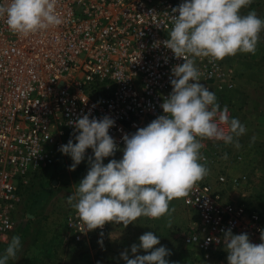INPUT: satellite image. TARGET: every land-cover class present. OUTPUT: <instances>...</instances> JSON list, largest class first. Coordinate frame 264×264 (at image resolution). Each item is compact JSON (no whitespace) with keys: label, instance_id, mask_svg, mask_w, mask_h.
I'll list each match as a JSON object with an SVG mask.
<instances>
[{"label":"built area","instance_id":"built-area-1","mask_svg":"<svg viewBox=\"0 0 264 264\" xmlns=\"http://www.w3.org/2000/svg\"><path fill=\"white\" fill-rule=\"evenodd\" d=\"M182 2L57 0L63 23L28 36L14 34L0 18V243H8L16 228L21 189L41 171L56 164L67 169L72 165L71 157L59 151L70 139L75 142L69 121L84 114L115 121L109 134L121 151L105 158L106 165L111 159H122L124 134L131 135L164 114L163 98L172 92L171 69L184 61L153 45L169 38L172 25L167 13ZM232 57L197 58L200 83L216 93L232 90L235 77L226 64ZM203 143L201 151L210 169L215 153L209 156V148L223 142ZM88 157H94L91 149L77 168L88 171ZM244 183V175L216 177V184H229L232 189ZM184 204L199 216L184 244L215 256L217 264H228L222 240L229 228L233 234L247 233L252 243L262 242L264 218L241 201L224 196L209 174L184 197ZM67 225L74 240L81 242L87 227L76 212L67 217ZM97 230L105 231L106 225Z\"/></svg>","mask_w":264,"mask_h":264},{"label":"clouds","instance_id":"clouds-1","mask_svg":"<svg viewBox=\"0 0 264 264\" xmlns=\"http://www.w3.org/2000/svg\"><path fill=\"white\" fill-rule=\"evenodd\" d=\"M252 3L184 0L167 13L172 25L167 32L169 38L155 42L153 47L170 50L184 63L171 69L172 92L163 98L164 114L135 133L123 135L122 159L104 163L105 158L121 151L109 134L115 126L112 118L90 119L84 114L69 121L75 142L70 139L59 149L73 161L69 170H76L88 149L94 153V157H88L86 176L74 185L75 191L67 199L87 232L103 229L108 223L127 228L140 217L170 215L174 211L169 208L170 202L187 196L209 174L201 151L204 140L241 147L239 138L246 134L245 125L231 118L227 105L221 108L215 93L200 83L196 59L222 61L238 53L255 54L264 32V18L254 10L242 14ZM56 8L57 0H10L0 3V18L14 34L28 36L61 25L63 20ZM260 239L262 242L255 244L247 233L233 234L231 228L224 231L222 242L228 264H264V229ZM157 245L158 236L145 232L139 243L131 246L134 258L127 250L121 258L125 264H169L166 257L170 251ZM21 249V238L13 236L0 255V264L16 260ZM141 250L147 254L138 255Z\"/></svg>","mask_w":264,"mask_h":264},{"label":"rangeland","instance_id":"rangeland-1","mask_svg":"<svg viewBox=\"0 0 264 264\" xmlns=\"http://www.w3.org/2000/svg\"><path fill=\"white\" fill-rule=\"evenodd\" d=\"M252 10L264 18V0H253L242 14ZM255 55L257 61L251 58V54L243 53L228 60L226 64L235 77L234 87L223 93L213 91L218 103L222 107L227 105L231 117L238 118L247 131L239 138V148L223 143L209 148V156L215 153L209 176L212 185L224 196L241 201L264 216V32ZM86 174L83 170L70 171L62 165L57 173L47 171L29 191L23 190L22 203L34 201L31 205L35 209L32 211L21 206L15 215L16 226L25 222L31 228L17 259L11 260L12 264H125L121 253L127 250L129 257L134 258L131 246L138 244L139 237L148 231L160 239L157 247L164 246L170 251L166 257L169 264H217L215 256L200 253L183 242L184 236L196 227L199 220L197 211L185 206L184 197L170 202V210L174 209L170 215L159 219L140 217L127 228L108 223L105 231H89L81 242H76L73 230L67 225V217L75 211L67 199L75 191L74 185ZM218 174L226 175L228 179L244 175L246 183L235 189L229 184L218 185ZM184 252L190 258L189 263L181 259ZM145 254L143 250L138 253Z\"/></svg>","mask_w":264,"mask_h":264},{"label":"trees","instance_id":"trees-1","mask_svg":"<svg viewBox=\"0 0 264 264\" xmlns=\"http://www.w3.org/2000/svg\"><path fill=\"white\" fill-rule=\"evenodd\" d=\"M61 168H62V165H61V164H56V165H54V167L51 169V173H53V172L57 173V171H60ZM76 170H83V171H85V172H88V171H86L85 169H82V168H76ZM48 171H49V170H48ZM46 172H47V171H41L40 174H38L37 176L35 175V176L32 178V180H31V182L29 183V185H28V186H25V187H23V189H21V193H20V194L22 195L23 190H27V189H28V191H29V188H30L32 185H37V183H38L41 179L44 178ZM37 194H38V193H37ZM32 202H34V201H32ZM32 202H30L29 200H25V202H23L24 204L21 202V206H23V207L26 206L27 208H31V209H29V210L34 211L35 206H32V205H31ZM23 207H22V208H23ZM260 215H261V214H260ZM261 216H262V215H261ZM262 217L264 218V216H262ZM30 228H31V227H29L27 223H25V222L20 223L18 226H16V228H15V229L13 230V232L11 233L9 242L11 241V239H12L13 236H19V237L21 238V243H22V242L25 243V242H26L25 239H26V236L29 235ZM9 242H8V243H9ZM8 243H0V254H1L2 251H4V250L6 249V247L8 246ZM2 254H3V253H2ZM184 255H185V252H184V254L182 255L181 259L189 263V259H190L189 256H186V255L184 256ZM10 264H12V261H11V260H10Z\"/></svg>","mask_w":264,"mask_h":264},{"label":"crops","instance_id":"crops-1","mask_svg":"<svg viewBox=\"0 0 264 264\" xmlns=\"http://www.w3.org/2000/svg\"><path fill=\"white\" fill-rule=\"evenodd\" d=\"M249 58H250V56H249ZM251 58L253 59V60H258V58H257V55H255V54H251Z\"/></svg>","mask_w":264,"mask_h":264}]
</instances>
